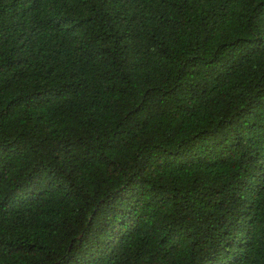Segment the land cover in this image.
<instances>
[{"label":"trees","instance_id":"1","mask_svg":"<svg viewBox=\"0 0 264 264\" xmlns=\"http://www.w3.org/2000/svg\"><path fill=\"white\" fill-rule=\"evenodd\" d=\"M44 2L0 0V264H219L264 214V0Z\"/></svg>","mask_w":264,"mask_h":264},{"label":"clouds","instance_id":"2","mask_svg":"<svg viewBox=\"0 0 264 264\" xmlns=\"http://www.w3.org/2000/svg\"><path fill=\"white\" fill-rule=\"evenodd\" d=\"M16 1V0H15ZM46 0H21L25 6L38 9ZM264 214L261 213L258 191L253 185L248 199L234 209V214L225 220L220 229L219 243L213 260L219 264L233 263L243 257L251 258L257 252L264 258Z\"/></svg>","mask_w":264,"mask_h":264}]
</instances>
